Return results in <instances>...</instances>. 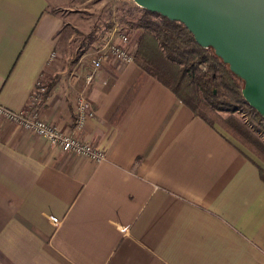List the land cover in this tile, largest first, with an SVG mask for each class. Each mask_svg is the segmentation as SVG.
<instances>
[{
    "label": "crops",
    "instance_id": "1",
    "mask_svg": "<svg viewBox=\"0 0 264 264\" xmlns=\"http://www.w3.org/2000/svg\"><path fill=\"white\" fill-rule=\"evenodd\" d=\"M75 1L0 0V104L22 111L55 80L31 112L72 129L86 94L96 116L78 134L106 158L0 117V264H264L262 164L136 62L88 86L92 54L62 45Z\"/></svg>",
    "mask_w": 264,
    "mask_h": 264
},
{
    "label": "trees",
    "instance_id": "2",
    "mask_svg": "<svg viewBox=\"0 0 264 264\" xmlns=\"http://www.w3.org/2000/svg\"><path fill=\"white\" fill-rule=\"evenodd\" d=\"M143 13L136 25H132L133 30L145 31L134 52L137 66L169 88L194 116L211 127L219 126L246 150L263 159L261 141L233 115L245 110L258 126H264L263 117L244 101L245 81L234 75L229 65L216 56L214 49H202L183 24L147 10ZM151 17L160 18V21ZM148 32L155 36L161 49L152 47L147 39ZM54 81L46 86L44 99ZM224 112L229 113V117L221 115ZM260 173L264 181V170L260 169Z\"/></svg>",
    "mask_w": 264,
    "mask_h": 264
},
{
    "label": "water",
    "instance_id": "3",
    "mask_svg": "<svg viewBox=\"0 0 264 264\" xmlns=\"http://www.w3.org/2000/svg\"><path fill=\"white\" fill-rule=\"evenodd\" d=\"M148 12L183 24L202 49H214L242 94L264 119V0H134Z\"/></svg>",
    "mask_w": 264,
    "mask_h": 264
},
{
    "label": "built area",
    "instance_id": "4",
    "mask_svg": "<svg viewBox=\"0 0 264 264\" xmlns=\"http://www.w3.org/2000/svg\"><path fill=\"white\" fill-rule=\"evenodd\" d=\"M129 28L117 24L106 35L97 40L98 42L90 59L91 71L86 76V84L92 86L94 79L104 66L119 67L125 63L135 61L136 48H134ZM95 42V43H96ZM94 43V44H95ZM46 91L44 83L39 81L36 94L28 108L22 111H13L0 104V117L8 123L21 127L35 135L42 137L53 147L61 149L65 153H71L84 156L94 162L100 163L106 158L103 149L95 146V144L87 143L80 137V133L87 124L88 120L94 119L96 116L95 109L92 107L90 99L84 93H79L75 103V119L73 128L62 129L46 120L39 118L31 112L32 106L39 101V94ZM53 225L60 224L59 219L52 217Z\"/></svg>",
    "mask_w": 264,
    "mask_h": 264
},
{
    "label": "rangeland",
    "instance_id": "5",
    "mask_svg": "<svg viewBox=\"0 0 264 264\" xmlns=\"http://www.w3.org/2000/svg\"><path fill=\"white\" fill-rule=\"evenodd\" d=\"M144 11L145 10L139 7L134 0L75 1V4L71 6L70 9L61 10L62 15L66 16L69 22L71 20L73 21L70 27L68 26L65 28L66 34L64 36V41H62L64 55L66 57H71L70 61L80 57L81 54L87 57L88 55L91 56L90 53H93L94 47L98 43L96 41L103 38L106 33L117 24L129 28L131 34L130 39H132L133 42L132 46H134L137 51L140 41L137 47H135L136 37L141 40L140 38H142L145 31L138 29L140 31L138 32L139 35H137V29L133 30L132 25H136L137 21L145 14L143 13ZM151 19L160 21V18L151 17ZM147 36V39H149L154 49H161L159 42L154 38L155 36L151 32H148ZM41 83L48 86L51 82L42 81ZM248 113L249 112L242 110L233 115L250 128L252 133L261 141L264 148V126H258L254 118ZM221 115L229 117V113L227 112ZM228 136L234 140V137L230 134H228ZM248 152L264 167V158H259L249 150Z\"/></svg>",
    "mask_w": 264,
    "mask_h": 264
}]
</instances>
